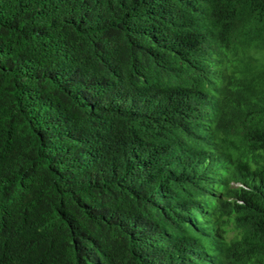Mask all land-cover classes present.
Here are the masks:
<instances>
[{
    "label": "trees",
    "instance_id": "1",
    "mask_svg": "<svg viewBox=\"0 0 264 264\" xmlns=\"http://www.w3.org/2000/svg\"><path fill=\"white\" fill-rule=\"evenodd\" d=\"M0 264H264V0H0Z\"/></svg>",
    "mask_w": 264,
    "mask_h": 264
}]
</instances>
